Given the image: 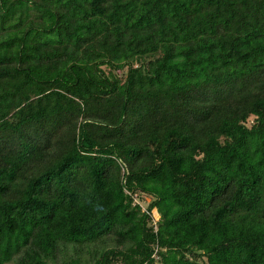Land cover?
<instances>
[{"label":"trees","instance_id":"16d2710c","mask_svg":"<svg viewBox=\"0 0 264 264\" xmlns=\"http://www.w3.org/2000/svg\"><path fill=\"white\" fill-rule=\"evenodd\" d=\"M0 264H264V0H0Z\"/></svg>","mask_w":264,"mask_h":264},{"label":"built area","instance_id":"2783aa9c","mask_svg":"<svg viewBox=\"0 0 264 264\" xmlns=\"http://www.w3.org/2000/svg\"><path fill=\"white\" fill-rule=\"evenodd\" d=\"M134 199H135V202H139L136 196H134Z\"/></svg>","mask_w":264,"mask_h":264}]
</instances>
